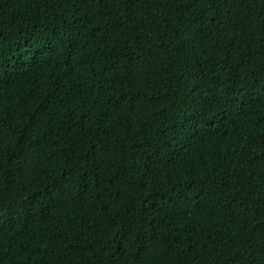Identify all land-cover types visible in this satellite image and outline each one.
<instances>
[{
	"label": "trees",
	"instance_id": "1",
	"mask_svg": "<svg viewBox=\"0 0 264 264\" xmlns=\"http://www.w3.org/2000/svg\"><path fill=\"white\" fill-rule=\"evenodd\" d=\"M0 264H264V0H0Z\"/></svg>",
	"mask_w": 264,
	"mask_h": 264
},
{
	"label": "snow or ice",
	"instance_id": "2",
	"mask_svg": "<svg viewBox=\"0 0 264 264\" xmlns=\"http://www.w3.org/2000/svg\"><path fill=\"white\" fill-rule=\"evenodd\" d=\"M28 136V129L27 127L21 132L20 136L17 139L18 147L14 146L12 152L6 151V146L2 139H0V167H3L5 163H10V160L6 159L13 156V153H15L16 157H19L21 154H23L24 144L27 141ZM253 264L255 262L253 261Z\"/></svg>",
	"mask_w": 264,
	"mask_h": 264
}]
</instances>
